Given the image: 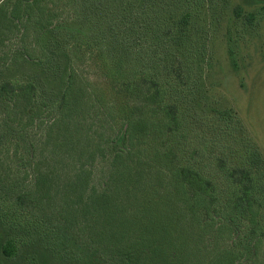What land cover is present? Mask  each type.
<instances>
[{
	"label": "trees",
	"instance_id": "1",
	"mask_svg": "<svg viewBox=\"0 0 264 264\" xmlns=\"http://www.w3.org/2000/svg\"><path fill=\"white\" fill-rule=\"evenodd\" d=\"M204 2L0 0L3 257L193 262L152 242L166 201L204 264H264V156L210 94Z\"/></svg>",
	"mask_w": 264,
	"mask_h": 264
},
{
	"label": "rangeland",
	"instance_id": "2",
	"mask_svg": "<svg viewBox=\"0 0 264 264\" xmlns=\"http://www.w3.org/2000/svg\"><path fill=\"white\" fill-rule=\"evenodd\" d=\"M204 1L207 8L201 19L215 26L210 44L212 65L206 68L210 94L236 111L264 156V0ZM237 6L241 8L236 14ZM80 69L89 74L86 66ZM147 211L153 213L147 224L152 242L186 253V260H194L181 261V257L179 262L183 264H204L199 248L190 251V246L199 245L195 222L182 221L183 212L166 201ZM0 264L14 262L0 254Z\"/></svg>",
	"mask_w": 264,
	"mask_h": 264
}]
</instances>
